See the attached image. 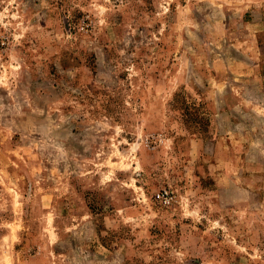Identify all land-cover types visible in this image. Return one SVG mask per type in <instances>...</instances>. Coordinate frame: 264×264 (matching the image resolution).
I'll return each mask as SVG.
<instances>
[{"label": "rangeland", "instance_id": "374dc122", "mask_svg": "<svg viewBox=\"0 0 264 264\" xmlns=\"http://www.w3.org/2000/svg\"><path fill=\"white\" fill-rule=\"evenodd\" d=\"M0 264H264V0H0Z\"/></svg>", "mask_w": 264, "mask_h": 264}, {"label": "trees", "instance_id": "16d2710c", "mask_svg": "<svg viewBox=\"0 0 264 264\" xmlns=\"http://www.w3.org/2000/svg\"><path fill=\"white\" fill-rule=\"evenodd\" d=\"M179 95H180V94H175V95H174V97H173V102H174V101L179 102V97H180ZM180 103H182V105L185 106V108H187L188 106L192 105V104L189 103V101L186 100L185 98H183V99L181 100Z\"/></svg>", "mask_w": 264, "mask_h": 264}]
</instances>
